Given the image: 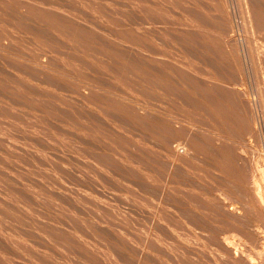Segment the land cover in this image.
Masks as SVG:
<instances>
[{"label": "rangeland", "instance_id": "obj_1", "mask_svg": "<svg viewBox=\"0 0 264 264\" xmlns=\"http://www.w3.org/2000/svg\"><path fill=\"white\" fill-rule=\"evenodd\" d=\"M263 191L264 0H0V264H264Z\"/></svg>", "mask_w": 264, "mask_h": 264}, {"label": "bare ground", "instance_id": "obj_2", "mask_svg": "<svg viewBox=\"0 0 264 264\" xmlns=\"http://www.w3.org/2000/svg\"><path fill=\"white\" fill-rule=\"evenodd\" d=\"M260 188V187H259ZM262 188V187H261ZM258 189V188H257ZM259 190V189H258ZM261 193V191L259 192V194ZM262 194H264V191L262 192ZM260 196V195H259ZM262 197V196H261Z\"/></svg>", "mask_w": 264, "mask_h": 264}]
</instances>
